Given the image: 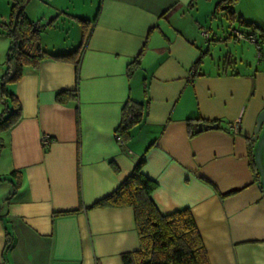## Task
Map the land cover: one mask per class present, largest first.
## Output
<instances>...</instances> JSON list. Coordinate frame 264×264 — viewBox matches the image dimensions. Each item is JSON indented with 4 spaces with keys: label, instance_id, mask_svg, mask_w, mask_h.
Segmentation results:
<instances>
[{
    "label": "crops",
    "instance_id": "0c3cea01",
    "mask_svg": "<svg viewBox=\"0 0 264 264\" xmlns=\"http://www.w3.org/2000/svg\"><path fill=\"white\" fill-rule=\"evenodd\" d=\"M219 1L27 2L36 22L52 21L49 51L73 50L83 29L87 38L77 75L73 62L45 58L7 87L21 116L0 132V178H8L0 180V264H122V253L139 248L132 208L89 207L143 156V173L158 185L156 206L163 214L191 210L209 264H264V42L255 60L228 47L214 59L210 38H198ZM236 5V16L264 30V10ZM66 18L80 24L69 44L52 33L67 29ZM230 21L240 27L226 39L254 45L235 36L252 27ZM8 46L0 34V75ZM75 88L76 98L55 100ZM129 99L144 105L143 118L121 143L115 131ZM197 123L218 127L195 132Z\"/></svg>",
    "mask_w": 264,
    "mask_h": 264
},
{
    "label": "trees",
    "instance_id": "16d2710c",
    "mask_svg": "<svg viewBox=\"0 0 264 264\" xmlns=\"http://www.w3.org/2000/svg\"><path fill=\"white\" fill-rule=\"evenodd\" d=\"M29 0H11L8 20H0V34L9 39V46L4 60V71L0 75V132L11 128L21 116V107L16 97L8 91V86L17 82L25 66L37 67L45 58L74 63L76 75L80 62L83 45L87 34L83 29L82 38L73 50L54 53L43 48L40 33L51 26L52 21L37 26L26 15V4ZM238 0H220L215 10L224 9L229 13V19L237 17L241 25L252 27L249 32H242L256 38L257 49L260 54L261 44L264 42V30L235 14L233 6ZM86 27L87 21L79 19ZM45 27L43 28V26ZM258 30V33L255 32ZM257 48V47H256ZM200 63H196L197 66ZM138 57L129 64V70L137 67ZM196 68V67H194ZM77 97V88L61 90L55 95L58 103H65L68 99ZM144 105L129 99L122 108L121 121L115 131L117 138L126 141L131 137L132 130L142 122ZM195 118H188L190 124ZM208 124V123H202ZM217 124V123H213ZM194 129H190L192 135ZM2 141L0 139V149ZM144 156L134 165L131 173L110 194L100 198L89 208H123L130 207L134 213L139 248L132 252L121 254L122 264H209L202 238L195 220L188 207L176 209L163 214L156 206L152 194L157 188V182L146 176L142 167ZM13 174L10 173V175ZM256 176V174H255ZM8 178H0L7 180ZM10 239H7V245Z\"/></svg>",
    "mask_w": 264,
    "mask_h": 264
},
{
    "label": "rangeland",
    "instance_id": "374dc122",
    "mask_svg": "<svg viewBox=\"0 0 264 264\" xmlns=\"http://www.w3.org/2000/svg\"><path fill=\"white\" fill-rule=\"evenodd\" d=\"M11 0H0V13L5 12V10H8L9 5ZM215 4V2H214ZM214 4H212V9L210 11V13H208L207 15V19L205 21V23H201V29L199 30L197 28V30H199L200 33V37L198 38V43L202 44L203 41H207L208 38H210L209 43H211L210 45V54L212 55V57L214 59L220 57V55L222 54V52H226L227 47L230 51L232 52H237V53H243L245 58H249V59H253L255 60L257 58V54L259 55V53H257L255 46L247 43V42H238L237 40L234 39H226L227 35L229 33H231L233 31L234 28H239V24L237 23H231L229 17H226V14H223V10H218L216 11V13H212L213 11V7ZM237 9H241L246 11L249 14H256L258 12H262L263 6H264V0H238L237 2ZM204 8H201L200 11V16L202 18H204L205 13H204ZM207 13V12H206ZM27 17L30 20H34L32 17H30L31 15H28V10L26 13ZM3 20V19H0ZM40 23H45L47 21V18H41L39 19ZM38 22V21H37ZM65 23H66V27L67 29H64L63 31L59 30V29H54V37H56L55 40L59 39V38H63L65 39L66 43L69 44L71 42H73L74 38H78L80 36V27L78 28V26L80 25L79 23H75V21L71 20V19H65ZM69 23V25H68ZM47 28V27H46ZM44 29L41 31L42 37H43V48L48 49L46 43L48 42L44 37H45V32H47V29ZM203 29V30H202ZM207 31V39L204 38V36L202 35L203 31ZM247 31V30H246ZM44 34V36H43ZM73 39V40H72ZM231 40V41H230ZM230 41V42H229ZM248 41V40H247ZM205 48V47H204ZM262 49L264 50V46H262ZM51 50V49H48ZM239 56V55H238ZM210 55H208L205 58V62L208 64L209 60H210ZM213 65V64H210ZM0 107L2 109V105L0 104ZM1 165V164H0Z\"/></svg>",
    "mask_w": 264,
    "mask_h": 264
},
{
    "label": "built area",
    "instance_id": "2783aa9c",
    "mask_svg": "<svg viewBox=\"0 0 264 264\" xmlns=\"http://www.w3.org/2000/svg\"><path fill=\"white\" fill-rule=\"evenodd\" d=\"M42 24H40V23H38L37 22V26H41ZM45 27V25L43 26V28ZM208 33H207V31H203L202 32V35L204 36V38H206L207 39V37H208V35H207ZM235 36L238 38V39H245V40H249V41H251V42H256V38H255V36L253 35V34H249L248 36H246V34H244V33H242V32H240V31H235ZM256 47H257V49H260L259 48V46L256 44ZM237 127H236V125H234V129H236ZM120 140V139H119ZM50 141H51V139H50V137H49V135H43L42 137H41V143H42V145L43 146H47L49 143H50ZM121 143H122V141H121Z\"/></svg>",
    "mask_w": 264,
    "mask_h": 264
},
{
    "label": "water",
    "instance_id": "95a60500",
    "mask_svg": "<svg viewBox=\"0 0 264 264\" xmlns=\"http://www.w3.org/2000/svg\"><path fill=\"white\" fill-rule=\"evenodd\" d=\"M217 127H218L217 124H202V123H197L195 125V132H201L202 130H205V129H215Z\"/></svg>",
    "mask_w": 264,
    "mask_h": 264
}]
</instances>
